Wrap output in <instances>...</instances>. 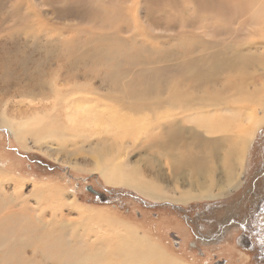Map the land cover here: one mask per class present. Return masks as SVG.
I'll return each mask as SVG.
<instances>
[{
	"label": "rangeland",
	"instance_id": "rangeland-1",
	"mask_svg": "<svg viewBox=\"0 0 264 264\" xmlns=\"http://www.w3.org/2000/svg\"><path fill=\"white\" fill-rule=\"evenodd\" d=\"M262 23L264 0H240L233 5L227 0H0V114L5 112L10 120L49 116L61 129L62 121L55 117H61L64 107L77 98L138 114L155 113L173 103L178 109L175 130L166 132L167 136L177 133L178 143L190 149L199 142L203 150L197 155L207 164L206 175H196L189 167L179 169L174 157L158 155L148 146L168 143V137L160 135L161 128L116 150L108 136L89 140L83 135L64 140L28 138L27 147L22 148L9 127L0 126V196L12 199L13 195L15 210L25 201L32 216L42 214L51 226L77 227L79 239L104 238L94 249L105 250L107 257L110 240L130 231L175 261L208 264L221 255L230 264H251L249 256L234 245L213 251L192 240L178 211L211 200L234 201L239 189L218 191L215 185L230 187L233 180L241 188L261 174L264 126L238 163L226 144L232 133L209 135L190 118L208 117L214 111L223 116V109L241 110L234 115L240 118L254 113L256 106L236 99L264 85V75L257 71L264 62ZM235 59L239 65L226 68ZM212 67L220 68L216 77L198 76ZM2 124L7 123L1 120ZM100 142L111 151L103 168L110 173L112 166H124L134 170L138 180H157L164 200L175 202L178 193L190 189L195 180H211L214 197L173 207L145 199L131 187L109 184L101 169L94 168L91 149ZM39 188L47 193L37 195ZM73 201L92 218L84 229L81 222H74L75 214L68 213ZM39 208L44 211L37 213ZM6 211L0 208V215ZM174 220L179 224L171 223ZM175 230L183 243L176 248L168 237Z\"/></svg>",
	"mask_w": 264,
	"mask_h": 264
},
{
	"label": "bare ground",
	"instance_id": "bare-ground-1",
	"mask_svg": "<svg viewBox=\"0 0 264 264\" xmlns=\"http://www.w3.org/2000/svg\"><path fill=\"white\" fill-rule=\"evenodd\" d=\"M239 2L240 0H227L229 5L238 4ZM260 35L264 39V27L260 31ZM239 61V59H235L226 63V68H236ZM219 70V67L216 69L212 67L198 76L203 79L216 77ZM258 70L264 75V62L257 66ZM236 101L251 103L254 108L256 106V110L254 109V113L251 112L250 116L240 118L234 115L242 112L241 110L238 113H232L228 109H223L226 113L223 116H219V111H214L212 114H207L208 117L192 116L190 121L209 135H231L232 133L231 139H227L226 144L237 155L238 163H240L246 156L255 133L264 126V85L262 88L253 89V91L246 90L243 96L237 98ZM90 102L83 98H77L75 101L69 102L64 107L63 115L55 117V119L62 121L63 128L61 129H58L60 124L55 121L52 122L54 118H49V116L40 117L39 114H35L26 119L16 118V120H10L7 119L8 116L5 112L0 114V121L3 120L7 124L0 126L9 127L13 137L22 148L27 147L28 138L42 141L44 140L43 137L46 136L64 140L65 138H81V135H83L85 139L93 136H99V139L108 136L115 143L117 150L120 147L134 144L142 138L140 136H147L152 131H158L160 128L162 137L167 136L166 132L175 130L173 119L178 109L175 108L173 103L160 107L159 111L155 113L149 111V113L138 114L131 109L126 110L117 106H100L99 104L93 106V103ZM178 108L184 109L183 107ZM256 112H258V115H256ZM162 122L166 123L163 128L161 126ZM174 135L176 136L177 133L174 132ZM175 136H167L168 143L157 142L155 145L150 144L147 146L153 147L158 155L168 154L170 158L174 157L179 169L186 166L191 168L196 175H206V160L201 155H197L203 150H201V144L195 142L193 149H190V147L183 146L182 142V144L178 143L180 142L177 141L179 136H176V138ZM197 139L199 138L197 137ZM80 140L83 141V139ZM109 152L111 153L110 149L103 142L96 144L91 149V153L95 157L94 168L101 169L100 173L109 184L131 187L150 201L169 202L183 206H188L193 203L191 201L196 199L214 197L212 192L214 185L211 180L205 183L195 180L191 183L190 189L178 193L179 196L175 202L164 200V190L160 188L157 180L151 183L138 180L135 171H127L124 166L120 168H116L118 165L112 166L110 173L106 167L103 168L102 163L110 157ZM239 185V182L232 180L230 187L228 184L225 188L222 187L224 186L223 183L215 186L219 189L218 191L220 189L228 191L233 187H236V191L239 189ZM35 191L40 196L47 193L40 188ZM11 197L12 199L0 196V208L4 207L7 210L3 215H0V264H187L181 259H179L181 261L169 259L159 250L157 245L145 239L136 238L130 231L125 233L121 239L110 240V256L107 257L105 250L94 249L95 246L103 243L104 238L93 235L96 238L79 239L81 233L78 235L77 227L70 229L66 224L51 226L49 220H46L42 214L32 216L29 209L30 205L25 201L22 202L19 210H15L12 205L16 203V199L13 195ZM71 205L72 207L68 213L70 215L75 214L76 219L74 222H81L80 225L84 229L92 218L86 215L81 205L74 201ZM38 211L37 213H41L44 210L39 208ZM106 258L107 260L110 258V262Z\"/></svg>",
	"mask_w": 264,
	"mask_h": 264
},
{
	"label": "flooded vegetation",
	"instance_id": "flooded-vegetation-1",
	"mask_svg": "<svg viewBox=\"0 0 264 264\" xmlns=\"http://www.w3.org/2000/svg\"><path fill=\"white\" fill-rule=\"evenodd\" d=\"M260 170L261 174L258 173L259 175L254 177L253 181L247 183V187L241 186L236 191L234 201L211 200V203L179 209V220L188 234L192 236V240L213 251L225 244L234 245L249 256L251 264H264V163ZM92 190L94 193L89 192L90 194L98 197L100 201L105 200V196ZM155 203H168L173 207L176 206L169 202ZM171 223L179 224L176 220ZM178 229H181L180 226ZM175 231L168 232V237L176 248L183 243L179 231ZM231 236L232 241L229 240ZM191 241L188 243L189 246H192ZM208 264H230V261L227 256L220 255Z\"/></svg>",
	"mask_w": 264,
	"mask_h": 264
},
{
	"label": "water",
	"instance_id": "water-1",
	"mask_svg": "<svg viewBox=\"0 0 264 264\" xmlns=\"http://www.w3.org/2000/svg\"><path fill=\"white\" fill-rule=\"evenodd\" d=\"M86 190H87L88 192L94 193V191L91 189V187H87Z\"/></svg>",
	"mask_w": 264,
	"mask_h": 264
}]
</instances>
